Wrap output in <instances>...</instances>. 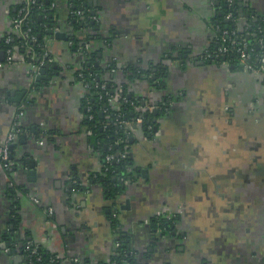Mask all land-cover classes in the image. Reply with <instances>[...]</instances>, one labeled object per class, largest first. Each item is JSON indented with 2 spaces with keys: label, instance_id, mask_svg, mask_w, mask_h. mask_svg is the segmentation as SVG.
I'll use <instances>...</instances> for the list:
<instances>
[{
  "label": "crops",
  "instance_id": "obj_1",
  "mask_svg": "<svg viewBox=\"0 0 264 264\" xmlns=\"http://www.w3.org/2000/svg\"><path fill=\"white\" fill-rule=\"evenodd\" d=\"M46 2L54 11L47 31L70 34H44L55 74L36 79L40 69L0 56V143L22 107L11 143L16 166L8 174L0 165V264H23L17 241L25 236L62 264H112L118 246L108 213L140 264H264V78L199 63L217 41L218 0H86L90 31L72 27L68 0ZM21 3L0 0V38ZM236 3L243 4L237 27L264 17V0ZM92 30L103 76L158 109L151 126L133 130L128 177L112 199L90 182L101 159L83 122L85 89L74 76L85 58L73 38ZM129 66L163 69V86L128 77ZM43 128L50 138L40 143L35 131ZM75 181L85 189H74ZM159 215L174 222L164 235L151 227Z\"/></svg>",
  "mask_w": 264,
  "mask_h": 264
},
{
  "label": "trees",
  "instance_id": "obj_2",
  "mask_svg": "<svg viewBox=\"0 0 264 264\" xmlns=\"http://www.w3.org/2000/svg\"><path fill=\"white\" fill-rule=\"evenodd\" d=\"M51 1V0H50ZM70 3V9L75 11L79 9L85 10V16L78 19L75 14H70V23L76 30H86L90 31L94 23L93 15L87 5L86 0H68ZM23 3L15 11V14L23 7ZM50 4H47L46 0H35V4L31 6L28 18L26 19V25H23V29L29 28L27 37L20 36L13 29L3 37L0 38V49L5 50L7 48L12 49L18 55H22L26 62H30L34 65L43 60L44 63L41 66L45 70L46 77H51L58 70V66L55 63H48L44 53L46 52V46L44 42V34L47 28H50L51 23H53V10L49 9ZM237 3L234 1L231 7L228 8L226 0H218L214 3V15L212 17L213 25L218 26L221 29L233 30L234 34L231 36L235 37L238 41L239 38L247 40V42L253 47L251 62L254 66L258 65L259 56L264 52V17L253 16L247 17L245 24L242 28L237 27V21L229 20L226 18L227 13L232 12V17H240V11L238 9ZM74 18V20H73ZM82 23V24H81ZM81 24V25H80ZM260 28V29H259ZM94 30L88 34V32L83 35V38H73L72 48L78 50L81 55L85 58L84 62L74 72L76 80L80 81L85 89V95L83 98V106L86 109L84 124L89 132V142L91 147L100 154L101 159V170L94 174L90 178L91 183H98L104 194L109 198H114L119 194L124 187L125 180H127L128 167H129V150L133 143L132 133L130 134L125 130L120 123H133L137 116V107L142 106V101L130 94L125 85L118 87V83L113 80H108L103 76L106 69L102 65L97 63V50L92 49L91 42L96 41L97 34H94ZM84 32V31H83ZM219 33L216 32V38ZM28 36H34L35 41H27ZM9 38L6 43L5 39ZM72 37V36H71ZM229 38L224 37V42H228ZM259 40L262 44H259ZM28 45L29 47H27ZM89 43L88 50L85 49V43ZM218 43V40L213 44L212 48ZM33 55L34 59H31L30 55ZM49 55V54H48ZM222 57H219L216 62L221 63ZM225 60L229 64L234 65L236 68H240L237 64V53L231 52L225 56ZM129 70V71H128ZM128 77H146L151 85L155 89H160L163 86L164 70L161 69L156 73L151 72L148 69H139L129 66L127 68ZM152 75V76H151ZM153 75L155 78H153ZM104 84L108 91L105 95L102 93L104 90L100 89V85ZM102 93V97L99 95ZM116 97V100L109 102L107 98ZM119 97V98H118ZM122 98H125L123 101ZM132 102V103H131ZM19 106V105H18ZM26 106V103H23ZM91 116V118H89ZM153 119V114L151 110H146L143 113V122L139 125L141 128H148L151 126V121ZM13 133L18 132L21 127L15 126L18 119L13 120ZM129 133V134H128ZM35 136L39 139L50 138V132L45 130H36ZM126 152V158H121L120 154ZM107 154H112L113 159L110 161L105 160ZM9 161L11 164V169L7 171L8 174L12 173L14 166V156L13 152L10 151ZM5 169V168H4ZM74 189H85V186L79 184L75 181L72 184ZM13 192V190H12ZM107 219L111 225L112 230L116 233V242L119 243L117 251L111 260L112 264H140L138 261L137 251L131 246L127 235L119 228L117 220L113 217L111 213L107 214ZM15 219V220H14ZM18 217L13 218V224L18 226ZM151 227L155 230L160 231L161 235H164L173 229V219L165 218L161 215L154 216L151 221ZM22 235L18 236V240ZM10 239V238H8ZM15 238L10 239L12 246L16 247ZM17 239V238H16ZM27 237L22 238V241H17L19 243L18 251L23 255V264H62L63 258L56 252L48 251L42 249L40 246L35 245L31 242L28 249H25L27 243ZM30 242V241H29ZM33 251V252H32ZM77 264V263H76ZM80 264V263H78Z\"/></svg>",
  "mask_w": 264,
  "mask_h": 264
},
{
  "label": "built area",
  "instance_id": "obj_3",
  "mask_svg": "<svg viewBox=\"0 0 264 264\" xmlns=\"http://www.w3.org/2000/svg\"><path fill=\"white\" fill-rule=\"evenodd\" d=\"M234 1L235 0H226L228 8L231 7ZM22 3L24 6L21 9H19L16 15L13 16V18L11 19V25H12V29L15 32H17L20 36L26 38L29 28L23 29V25H26V19L28 18L31 6L35 4V0H22ZM71 13L78 16V19H81V20L85 16L84 9H79L75 11L71 10ZM226 18L229 20L235 19L236 21H239L242 19V16L238 18H234L232 17V12H229L227 13ZM213 29L215 30V32L219 33L216 38V40H218V43L213 48H211L207 53H205L199 62H208V61L211 62V61L218 60L219 57H222L221 63L229 64V62L225 60V56L234 51L237 53V64L239 65L241 69L255 72L256 74L264 78V52L259 56L258 65L254 66L251 62L253 47L247 42V40L240 37L239 40L236 41L235 37L231 36V34L232 35L234 34L233 30H228V29L223 30L216 25H213ZM226 36L229 38L228 42H224V37ZM8 41H9V38L7 37L5 39V42L7 43ZM27 41L34 42L35 37L28 36ZM26 43L27 42H25L24 44L26 45ZM259 44H262L261 40H259ZM26 46L29 47L28 45ZM89 46H90L89 43L86 42L85 49L88 50ZM3 51L5 53L6 60L8 62L14 60V58H16L19 62L25 60L22 55H18L10 48H7ZM30 56H31V59H34L32 54ZM44 56H46V60L48 63L53 62V59L51 58V56L48 55L47 51L44 53ZM43 63L44 61L41 60L38 63V65H34L32 63L30 64L33 67V71L38 72V70L41 69V66L43 65ZM84 86H87V84H85ZM99 87L100 89L104 90L102 93H104L105 95L108 94V91L105 88L104 84H101ZM102 93H100L99 95L100 98L103 95ZM122 99L123 101L125 100V98H122ZM107 100L111 102L113 100H116V97L109 96ZM146 110H150L149 107H147L146 105L138 106L136 110L137 116L135 118V121L131 124L121 122L120 126L122 125L123 127H125L124 129L127 130V132H129L130 134L132 133L131 135H133V130L135 129V127L139 126L143 122V113ZM21 114H22V107L18 106L14 119L16 118L19 119ZM89 118H91V116H89ZM15 124H17V122ZM13 125H14V122H13ZM14 136L15 134L13 132H9L5 140L2 143H0V165L3 168H5V170L7 171L11 169V162L9 161V157H10L9 146L12 143ZM39 142L42 143V140L39 139ZM126 156H127L126 152H122L120 154L121 158H126ZM111 159H113L112 154H107L105 156V160L107 162L110 161ZM30 245H31V242H27L25 245V249H28ZM117 246H119L118 242H117Z\"/></svg>",
  "mask_w": 264,
  "mask_h": 264
},
{
  "label": "water",
  "instance_id": "obj_4",
  "mask_svg": "<svg viewBox=\"0 0 264 264\" xmlns=\"http://www.w3.org/2000/svg\"><path fill=\"white\" fill-rule=\"evenodd\" d=\"M236 1H237V0H235V2H236ZM238 1H240V0H238ZM95 3H96V2L93 1V4H95ZM87 5L90 6V2H87ZM238 5L241 6V5H243V4H242V3H238ZM241 7H242V6H241ZM90 12H91V14L93 15V12H92V11H90ZM252 13H253V12L251 11L250 14H252ZM240 15L243 16V14H241V13H240ZM247 15H248V14H246V16H247ZM92 23H93V22H92ZM81 24H82V23H81ZM81 24H80V25H81ZM47 33H48V34H53L54 37L57 38V39H65V40H66V39L70 36V34H68V35H69V36H68V35H65V34H63V33H61V32H58V31L52 33L50 30H48ZM1 55H2V57L4 56V52H3V51L0 52V56H1ZM208 62H210V61H208ZM199 63H203V62H199ZM44 73H45V70H44L43 68H41V69L39 70V72H38L39 75L36 76V79L41 78V77H42L41 75L44 74ZM40 74H41V75H40ZM153 78H155L154 75H153ZM144 103H145V102L142 101V105H143ZM151 105H153V108L151 109V112H152L153 115L156 116V115L158 114L157 103L154 102V103H152ZM9 149H10V151H13V144H10Z\"/></svg>",
  "mask_w": 264,
  "mask_h": 264
}]
</instances>
